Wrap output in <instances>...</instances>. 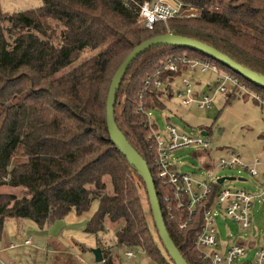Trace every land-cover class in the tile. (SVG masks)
Segmentation results:
<instances>
[{
	"label": "trees",
	"instance_id": "obj_1",
	"mask_svg": "<svg viewBox=\"0 0 264 264\" xmlns=\"http://www.w3.org/2000/svg\"><path fill=\"white\" fill-rule=\"evenodd\" d=\"M145 1L152 0H42L40 7L11 13L0 4V241L9 219L43 226L71 210L84 213L97 199L87 232L105 233L111 223L117 226L114 246L143 251L155 264H175L157 232L143 178L110 139L106 101L112 77L137 44L169 31L215 46L264 74V0H179L198 16L157 22L151 30L138 22ZM183 56L216 62L263 97L264 88L199 50L158 45L136 57L117 91V126L148 163L168 233L187 263L202 264L194 244L202 212L179 228L189 218L173 189L157 179L146 125L151 110L165 108L162 91L173 96V82L187 72ZM238 93L230 90L225 103ZM98 242L103 260L95 264H118L114 250L103 248L100 237Z\"/></svg>",
	"mask_w": 264,
	"mask_h": 264
},
{
	"label": "rangeland",
	"instance_id": "obj_2",
	"mask_svg": "<svg viewBox=\"0 0 264 264\" xmlns=\"http://www.w3.org/2000/svg\"><path fill=\"white\" fill-rule=\"evenodd\" d=\"M0 4L5 12L11 13L37 8L43 3L42 0H0ZM86 53L84 57L88 58L95 51ZM185 74L191 73L187 71ZM193 77V91L195 95H199L203 91L208 92V84L215 74L199 72ZM181 86V78L177 77L171 86L173 96L169 98L166 89L165 108L149 112L159 130L164 132L166 126L172 124L180 132L202 135L209 142L208 146L193 145L176 151L173 154L174 164L179 171L201 174L206 170H214V162L221 156H228L232 151L240 153L247 163L255 158L264 162V102H257L251 93L239 92L229 103H225L224 98L212 108H198L195 102L182 106L176 96V90ZM138 100L139 97L137 103ZM203 131L206 134H202ZM262 167L259 166V169L262 170ZM214 172L216 176L236 177L221 183L223 187L249 190L255 194L264 190V182L261 183L264 181L263 173L254 177L247 169L239 166L217 169ZM3 191L13 192L18 196L25 193L20 188H4ZM98 205V200L95 199L86 212L77 214L71 210L62 219L47 222L43 226L28 218L7 220L0 241V264H81L80 258L87 264H95L94 250L100 248L98 237L103 241V248L111 247L114 250L113 255L118 264H155L143 251H138L136 256L128 258L126 250L114 246V231L117 226L111 223L108 231L98 235L85 230ZM251 216V227L243 231L235 220L218 214V248L234 242L246 244L250 250L242 260L253 259L255 245L264 238V200L260 197L253 199ZM28 237H33L32 244H22L21 239Z\"/></svg>",
	"mask_w": 264,
	"mask_h": 264
},
{
	"label": "built area",
	"instance_id": "obj_3",
	"mask_svg": "<svg viewBox=\"0 0 264 264\" xmlns=\"http://www.w3.org/2000/svg\"><path fill=\"white\" fill-rule=\"evenodd\" d=\"M138 22L141 26L151 30L157 22H166L168 19L177 17H197L198 10L184 8L179 0H152L145 1L140 5L138 12ZM184 62L187 71L191 74H183L181 78L182 86L177 88L176 96L182 106L196 103L198 108H212L220 100L224 99L230 90L236 89L243 94L251 93L253 98L262 103L264 97L251 91L241 79L232 74L221 71L216 62L205 59H191L187 56L180 58ZM171 70H177L176 62L167 60ZM212 72L215 74L214 80L208 86L210 89L202 94L195 95L194 75L197 73ZM158 73V72H157ZM156 84L162 86V80L156 79ZM149 81L146 80L145 84ZM174 83V82H173ZM210 92V93H209ZM138 104L142 105V91L139 92ZM166 96V90L162 91ZM151 129L148 141L152 142L151 149H154V164L157 179L167 184L173 189V193L180 208L187 212V221L179 223L180 229H186L189 222H192L195 215L201 213L202 224L194 240L195 247L199 251V259L202 264H264V238L255 245L256 252L253 259L242 260L250 250L246 244L234 242L218 248V232L216 228V216L222 214L228 216L233 221L240 224L241 229L246 231L252 225L251 207L253 199L260 197L264 200V190L255 194L249 190L230 189L223 187L219 182L221 176H216L214 170L232 168L239 166L247 169L254 177H259L262 172L259 166H264L260 158H255L250 162H245L242 155L232 151L228 156H221L214 162V170H206L204 173L186 171L181 172L174 164L176 151L183 150L193 145L208 146L209 142L202 135H194L188 132H180L176 126L169 124L164 132L159 130L154 119L148 113L146 122ZM264 175V171H263ZM225 181V180H224ZM223 183V182H222ZM221 185L212 202L210 197L215 185ZM169 197H165L164 202L168 203ZM22 244L31 245L33 237L21 239ZM13 246V245H12ZM137 250L126 249L128 258L134 257ZM81 264H87L81 259Z\"/></svg>",
	"mask_w": 264,
	"mask_h": 264
},
{
	"label": "water",
	"instance_id": "obj_4",
	"mask_svg": "<svg viewBox=\"0 0 264 264\" xmlns=\"http://www.w3.org/2000/svg\"><path fill=\"white\" fill-rule=\"evenodd\" d=\"M167 46L173 45L178 47H188L190 49L199 50L206 54L211 59L221 62L223 65L232 69L238 75L248 79L258 87L264 88V74H260L247 66H243L239 62L235 61L232 57L224 54L215 46H210L201 40L193 39L185 35H178L172 31L167 34L155 35L150 39H147L137 44L134 49L123 59L119 68L115 71L108 91V97L106 101V126H108V132L110 139L116 144L120 152L127 157L129 163L133 166L136 172L143 178L145 187L147 188L149 203L151 205L152 217L157 228V232L162 240L164 249L167 250L170 259L175 264H189L182 255L180 249L176 246L170 233H168L165 219L163 218L161 204L158 199L157 188L155 187L154 178L152 172H150L147 161L131 144L126 138L125 134L117 126L115 119V105L117 100V91L121 85L122 78L128 68L133 64L136 57L147 50L151 49L152 46ZM202 134H206L203 131ZM236 179L235 176H223L219 178V182L222 183L224 180ZM242 179V178H240ZM95 262H101L103 260V253L101 248L95 250Z\"/></svg>",
	"mask_w": 264,
	"mask_h": 264
},
{
	"label": "crops",
	"instance_id": "obj_5",
	"mask_svg": "<svg viewBox=\"0 0 264 264\" xmlns=\"http://www.w3.org/2000/svg\"><path fill=\"white\" fill-rule=\"evenodd\" d=\"M214 80V79H213ZM213 80H211L210 82H212ZM210 85V83L208 84V86ZM210 89V88H209ZM263 171H264V166L262 167V170H261V172L263 173ZM262 180H264V179H262ZM264 181H262L261 183H263Z\"/></svg>",
	"mask_w": 264,
	"mask_h": 264
}]
</instances>
